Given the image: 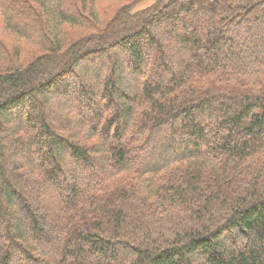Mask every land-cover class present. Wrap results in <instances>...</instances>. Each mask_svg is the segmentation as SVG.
Here are the masks:
<instances>
[{
  "label": "trees",
  "instance_id": "16d2710c",
  "mask_svg": "<svg viewBox=\"0 0 264 264\" xmlns=\"http://www.w3.org/2000/svg\"><path fill=\"white\" fill-rule=\"evenodd\" d=\"M0 0V264H264V0Z\"/></svg>",
  "mask_w": 264,
  "mask_h": 264
},
{
  "label": "rangeland",
  "instance_id": "374dc122",
  "mask_svg": "<svg viewBox=\"0 0 264 264\" xmlns=\"http://www.w3.org/2000/svg\"><path fill=\"white\" fill-rule=\"evenodd\" d=\"M155 0H146L144 3L134 7V10H140V9H143L144 7L146 6H149L151 5Z\"/></svg>",
  "mask_w": 264,
  "mask_h": 264
}]
</instances>
